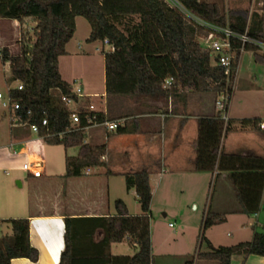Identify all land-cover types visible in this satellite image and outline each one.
<instances>
[{
	"label": "trees",
	"instance_id": "1",
	"mask_svg": "<svg viewBox=\"0 0 264 264\" xmlns=\"http://www.w3.org/2000/svg\"><path fill=\"white\" fill-rule=\"evenodd\" d=\"M186 11L209 23L229 26L264 42L262 18H248L247 11H232L227 15L215 3L202 0H175ZM83 18L90 27L87 43L107 41L113 51H102L106 98L134 96L166 102L179 90L210 93L214 102L221 94L232 93L237 53L232 74L227 79L223 71L212 65V54L201 40L208 31L187 21L165 0H0V19L19 25L26 20L35 23L32 38L21 34L19 53L11 55L2 48L0 58L9 66L10 83L17 82L21 90L9 91V98L19 104L13 113L25 127L37 125L38 137L46 145L77 148L75 157H66L67 177H77L89 168L104 167V146L84 144L85 129L106 122L107 117L86 109L75 113L78 123L72 125L71 111L61 97L73 101L71 85L61 79L58 60L66 55L65 47L75 33V19ZM254 52L264 65V54L246 46L244 52ZM172 78L171 87L163 83ZM56 90L58 95H52ZM29 113V114H28ZM45 120L46 125H41ZM234 121L224 122L219 113L197 120V149L194 170L226 172L232 186L238 210L245 216L257 214L264 190V157L253 154H226L221 143ZM241 129H257L259 121L240 120ZM149 173L141 170L124 175L125 188L134 190L141 215L130 216L121 200L114 202L115 215L108 218H66L64 249L59 264H153L150 240V203L152 199ZM224 214L207 210L199 227L196 248L185 264L204 261L231 264L234 256L264 258V233L255 232L249 243L229 247H213L205 238L208 228L220 224ZM10 226L11 235L0 237V264L13 259L36 262L37 251L29 242V221H0ZM98 235L101 239L96 241ZM125 242L135 247L132 256H112L110 246ZM201 246L205 251L200 252Z\"/></svg>",
	"mask_w": 264,
	"mask_h": 264
},
{
	"label": "crops",
	"instance_id": "2",
	"mask_svg": "<svg viewBox=\"0 0 264 264\" xmlns=\"http://www.w3.org/2000/svg\"><path fill=\"white\" fill-rule=\"evenodd\" d=\"M255 3V0H251V11L248 12V18L252 14L262 18L261 28L264 32V5L261 0H258L257 8L253 10L252 6ZM76 30L75 19V33ZM75 33L65 47L66 55L58 60V70L62 80L59 62L60 59L70 56L69 44ZM101 43L103 44V42ZM103 46L107 45L103 44ZM76 50H82L80 44H77ZM248 52L264 68L254 52H242L240 56ZM240 56L237 61L232 91ZM75 83L73 82V84ZM67 84L73 88V84ZM79 84L83 96L76 100L72 111L86 109L102 113L107 117V123L118 124L117 130L113 132H108L102 124L92 125L84 132V144L91 147H105L106 155L103 159L105 166L86 169L77 177H67L65 159L77 156V148L65 150L59 145H46L41 138L34 134V139L25 138L10 145L12 155L20 159L22 166L28 163L32 165V170H40V175L34 177L31 172L24 171L19 164L12 162L11 165H8L7 163L13 173V180H16V186L11 181L0 186V221L27 219L29 221V242L38 254L36 262L22 258L13 259L10 264H59L60 255L64 249V221L66 218L111 217L115 215L114 202L116 200H121L124 203L128 215H141L136 214L139 204L136 197H133L135 195H131L136 204L133 208L134 214L130 213L127 198H129V192L133 190L128 191L124 184L125 174L141 170H147L149 173L148 180L152 194L151 210L155 195H204L203 197L207 198L209 187L214 183L215 192L217 190V196L221 198V201L214 202L213 199L209 206H207V202L204 204L200 218L193 229L195 237L192 242L193 252L196 248L202 217L207 210L225 215L222 223L210 227L205 232V238L213 247H229L249 243L255 232L264 233V190L259 212L248 217L236 213L238 203L226 172L209 173L194 170L197 120L200 117L216 113L214 106L207 105L203 97L201 98L188 90H179L166 102L134 96L113 97L112 107L109 109L105 89L101 94V100L96 104L93 100L98 97V94L85 92L83 84ZM96 107L97 110H95ZM231 111V100L229 99L228 119L237 122L244 119L257 120L259 126L256 132H264V121L261 116H239ZM230 129L233 132L228 137L227 133L223 136L222 152L264 157V141L260 135L249 128L231 127ZM11 147L9 148L11 149ZM4 174L7 177L10 176L9 173ZM153 182L156 183L155 187L152 186ZM214 196L216 197V195ZM193 201L191 200V203ZM181 215L183 216L182 213ZM180 219V228L177 233L182 237L184 229L187 227L184 225L183 219ZM2 226L11 232L9 225L1 224L0 228ZM221 227H226L225 231H230V234L220 231ZM99 239H101V235L97 236L96 241ZM123 246L130 248L134 254L137 252L135 247L122 242L111 244V255L120 256L117 252ZM189 255L187 254V256ZM163 257L175 258L169 254H164ZM153 264H156L154 256ZM194 264L198 263L194 262ZM200 264L211 263L200 262ZM231 264H264V258L248 256L244 259L243 256H234Z\"/></svg>",
	"mask_w": 264,
	"mask_h": 264
},
{
	"label": "rangeland",
	"instance_id": "3",
	"mask_svg": "<svg viewBox=\"0 0 264 264\" xmlns=\"http://www.w3.org/2000/svg\"><path fill=\"white\" fill-rule=\"evenodd\" d=\"M169 5L173 6L174 0H165ZM209 3H215L222 13L227 15L232 11H251V0H202ZM256 3L253 4V10H256ZM264 5V0H261ZM77 30L72 42L69 44L70 56L60 59V72L63 77V81L66 83L83 84L85 92L98 94L94 99L97 104L101 100V94L104 91V61L102 51H108V46H103L100 41L94 43H87V37L90 32L88 23L83 18H76ZM35 23L31 20H26L22 24L12 22L10 20L0 19V52L2 48H7L11 55H17L19 53V40L21 34L32 38V29ZM77 44L81 45L82 50H76ZM201 44L202 40H201ZM238 71L234 89L231 93V108L234 114L239 116H261L264 121V68L253 58L250 52L243 53L240 56L238 63ZM10 76L9 66L7 63H3L0 58V186L7 181H11L16 186L12 177V172L9 166L11 163H16L22 166L20 159L12 155L13 143L23 140L25 138L34 139L35 136L30 132L28 127L17 125L14 123L13 112L9 107V91L17 88V82L10 83L8 78ZM75 79V81H73ZM52 95H58L56 90L51 91ZM205 99L207 105L214 106L213 95L210 93H194ZM107 106L109 109L112 107L113 97L106 98ZM104 102V100H102ZM6 104L3 107L2 104ZM74 105L70 106L72 110ZM97 110V107L95 108ZM232 116V115H231ZM231 127H239L237 121L232 122ZM251 129V128H249ZM257 135H260L264 141V132H256V129H251ZM232 129L227 132V137L232 133ZM233 137V136H232ZM11 147V149L9 148ZM22 168V167H21ZM4 173H9L10 176H5ZM12 177V178H11ZM12 179V180H11ZM155 187L156 183H152ZM214 183L209 187V193L207 198L204 195H155L151 210V245L152 255L156 264H182L185 261H189L190 256L193 254L194 231L197 221L200 218L204 204L207 202V206L214 199L215 201H221L215 192ZM134 191V190H133ZM129 192V198L127 203L129 204V211L134 214L133 197L135 195ZM124 193V192H123ZM216 195V197L214 196ZM192 197V198H191ZM125 198V197H124ZM190 198V199H189ZM194 198V199H193ZM191 200H194L191 203ZM230 208V206H229ZM138 213L141 214L140 206H138ZM183 214V216L181 215ZM181 216V217H180ZM180 218L183 219L184 225L187 227L184 229V234L180 237L178 230L180 228ZM171 225V226H169ZM209 229V228H208ZM207 229V230H208ZM220 231H224L225 234H230V231H225L227 228H219ZM206 230V231H207ZM11 235L10 230H6L5 227L0 228V237L3 235ZM196 236V235H195ZM117 252L120 256H132L134 251L123 246ZM203 246L200 248V252H204ZM164 254L172 255L175 258H164ZM187 254H190L187 256ZM185 262V263H186ZM210 263L204 261H195L200 264ZM211 264H217L215 262Z\"/></svg>",
	"mask_w": 264,
	"mask_h": 264
},
{
	"label": "built area",
	"instance_id": "4",
	"mask_svg": "<svg viewBox=\"0 0 264 264\" xmlns=\"http://www.w3.org/2000/svg\"><path fill=\"white\" fill-rule=\"evenodd\" d=\"M171 7L177 9L181 13V15L190 23L208 31V36L202 40L203 47L211 52L212 65L221 69L223 71V75L227 79H229V77L232 74V69H233L234 61L236 60L237 57V53L239 52V54H241L242 52H244V48L246 46L256 48L259 51V53L264 54V42L256 38L250 37L247 34V30H245L243 33H238L232 30L229 26H219L213 23H209L186 11L176 1ZM103 44L109 47V51H113V48L109 46L106 40L103 41ZM171 83H172V78L167 79L163 83L162 86L163 89H169L171 87ZM16 89L21 90V86L17 85ZM71 92L73 93V95H75L77 99L83 96L82 88L80 84H76V87L73 86ZM230 96L228 97L226 94H221L214 103V108L216 112L219 113L220 118L224 122H227L228 120L227 106ZM0 99H2L1 96ZM61 101L64 104V106L71 111L70 120L72 125H76L78 123V116L76 115L75 112H73L70 109V106L75 105L76 101H73L63 96L61 97ZM9 102H10L9 107L11 108L13 113L19 109V104L17 102L12 101L10 98H9ZM2 106L6 107V104L3 103ZM13 119L15 124L25 126V124L18 122V120L14 116ZM41 125H46V121L43 120L41 122ZM102 126L108 132L116 131L118 128V124L115 122L113 123L105 122L102 124ZM28 128L32 134L38 135L39 128L37 125H31ZM22 169L24 171L31 172L34 177H38L40 175V170H32L31 164L28 163L24 164L22 166Z\"/></svg>",
	"mask_w": 264,
	"mask_h": 264
},
{
	"label": "water",
	"instance_id": "5",
	"mask_svg": "<svg viewBox=\"0 0 264 264\" xmlns=\"http://www.w3.org/2000/svg\"><path fill=\"white\" fill-rule=\"evenodd\" d=\"M17 185H18V183H17ZM20 186V185H19Z\"/></svg>",
	"mask_w": 264,
	"mask_h": 264
}]
</instances>
